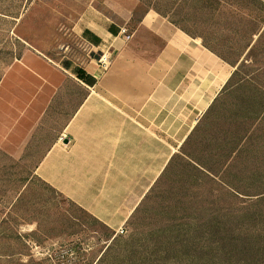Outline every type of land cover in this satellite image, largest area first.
Here are the masks:
<instances>
[{
  "label": "rangeland",
  "instance_id": "rangeland-1",
  "mask_svg": "<svg viewBox=\"0 0 264 264\" xmlns=\"http://www.w3.org/2000/svg\"><path fill=\"white\" fill-rule=\"evenodd\" d=\"M149 11L237 64L221 101L109 222L0 151V264H264V0H0V79L27 49L72 64L92 20L133 33Z\"/></svg>",
  "mask_w": 264,
  "mask_h": 264
},
{
  "label": "crops",
  "instance_id": "crops-1",
  "mask_svg": "<svg viewBox=\"0 0 264 264\" xmlns=\"http://www.w3.org/2000/svg\"><path fill=\"white\" fill-rule=\"evenodd\" d=\"M122 28L92 20L72 64L27 49L0 79V151L107 222L125 214L127 196L144 195L132 183L147 191L159 179L236 70L157 12L130 40Z\"/></svg>",
  "mask_w": 264,
  "mask_h": 264
},
{
  "label": "built area",
  "instance_id": "built-area-1",
  "mask_svg": "<svg viewBox=\"0 0 264 264\" xmlns=\"http://www.w3.org/2000/svg\"><path fill=\"white\" fill-rule=\"evenodd\" d=\"M120 33L124 36L125 40H130L132 37V35L129 34L130 33L129 30L126 28H122ZM99 62L104 66H107L109 63L108 57L106 55H102L99 59Z\"/></svg>",
  "mask_w": 264,
  "mask_h": 264
},
{
  "label": "trees",
  "instance_id": "trees-1",
  "mask_svg": "<svg viewBox=\"0 0 264 264\" xmlns=\"http://www.w3.org/2000/svg\"><path fill=\"white\" fill-rule=\"evenodd\" d=\"M220 55V54H219ZM221 56V55H220ZM224 60H226V61H228L227 59H225L223 56H221ZM229 62V61H228ZM235 66L237 65V64H234ZM237 67V66H236ZM234 74H235V72H234ZM233 74V75H234ZM79 75H80V71H79ZM232 78H233V76H232ZM232 80V79H231Z\"/></svg>",
  "mask_w": 264,
  "mask_h": 264
}]
</instances>
